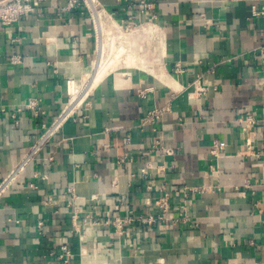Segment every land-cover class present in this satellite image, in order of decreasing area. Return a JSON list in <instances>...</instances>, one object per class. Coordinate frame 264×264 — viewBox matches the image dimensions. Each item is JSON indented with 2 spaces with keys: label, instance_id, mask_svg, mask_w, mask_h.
<instances>
[{
  "label": "crops",
  "instance_id": "1",
  "mask_svg": "<svg viewBox=\"0 0 264 264\" xmlns=\"http://www.w3.org/2000/svg\"><path fill=\"white\" fill-rule=\"evenodd\" d=\"M96 1L118 20L149 16L141 0ZM147 1L156 22L131 35L117 68L3 197L0 264H264V0ZM67 4L44 0L39 13L0 27V179L34 143L38 122L63 108L67 81L91 72L90 11ZM31 97L39 118L17 110ZM163 106L155 127L142 125ZM158 138L174 152L153 148ZM196 186L207 188L182 209L183 189ZM165 192L168 220L115 231L131 210L158 215L153 201Z\"/></svg>",
  "mask_w": 264,
  "mask_h": 264
},
{
  "label": "built area",
  "instance_id": "2",
  "mask_svg": "<svg viewBox=\"0 0 264 264\" xmlns=\"http://www.w3.org/2000/svg\"><path fill=\"white\" fill-rule=\"evenodd\" d=\"M43 2L44 0H0V27L10 28L21 22L25 17L39 13ZM82 2L90 11L89 13L93 26V36L96 42L91 72L80 79H69L67 81L68 100L64 104L63 108L55 116V118H53V120L49 122L40 120L38 122L40 132L36 140L22 155L17 164L3 178L0 179V204L5 194L17 181L24 169L42 152L51 139L62 129L63 125L74 116L79 104H81L83 98L92 87L91 80L94 73L97 71L99 62H102V60H108L109 58H115L116 60L118 58H122L131 47V35L137 32L139 28L144 26L146 23L154 24L156 22L155 20L158 18L157 13L155 12L154 3L147 0H141L139 2V13L140 16L149 15L147 16L148 19H143L144 17L136 18L134 15H130L118 20L111 13L106 12L96 0H68L66 8L71 9L78 7ZM258 13L264 14V10ZM18 59V55H14L11 58L14 63L17 62ZM76 80H81V84L77 86L74 97L70 92V82ZM196 89L200 94H204L208 90L205 87L197 85ZM39 101L40 100L38 98H28L23 105L18 106L17 110L21 111L28 108L33 112L35 118H39L45 113L44 110L40 109ZM2 110L4 111L5 109ZM167 111L168 108L166 106L150 109L143 118L142 125H153V127H155ZM11 116L15 118L16 113H11ZM161 143L162 140L158 138L155 141L153 148H160V150L162 149V151L168 154H172L174 152L172 148H164ZM221 151L222 145L214 142L211 151L212 154L216 158H219L221 156ZM143 173L146 174L147 172L144 170ZM206 188L207 187L204 186L184 188V203L182 205V209L185 210L187 201L192 193L205 192ZM153 204L160 211L158 215H137L133 210H131L124 217L115 218L113 221L115 231L118 232V234H124L128 228L137 221L142 224L153 225L157 222L168 220L169 218L167 214L171 209L169 193L165 192L163 195L155 198ZM73 217L75 219L77 217L76 214H74ZM182 220H186V214L182 217ZM61 248L62 254L60 255V258H62L65 263H68L72 259L73 253L68 245H63Z\"/></svg>",
  "mask_w": 264,
  "mask_h": 264
},
{
  "label": "bare ground",
  "instance_id": "3",
  "mask_svg": "<svg viewBox=\"0 0 264 264\" xmlns=\"http://www.w3.org/2000/svg\"><path fill=\"white\" fill-rule=\"evenodd\" d=\"M142 45V44H141ZM143 46V45H142ZM141 48V47H139ZM143 49V48H142ZM133 50V49H131ZM134 53L135 50L133 51ZM127 53V52H126ZM131 54V53H130ZM136 55V54H135ZM138 55H136L135 57L137 58ZM128 57V56H127ZM126 57V58H127ZM131 57V56H129ZM135 59V58H134ZM120 61V59H118ZM126 60V59H125ZM130 62V61H128ZM126 64V63H125ZM116 59L115 58H109L108 60H102V62H99L98 64V67H97V71L94 73L93 75V78L91 80V85H95L100 79L101 77L104 75V73H108L111 69H114L115 67L117 68L116 66ZM121 65V64H120ZM109 70V71H108ZM108 71V72H107ZM81 83H80V80H76V81H73V82H70V92L72 93V95L75 97V90L77 88V86H79ZM73 97V98H74Z\"/></svg>",
  "mask_w": 264,
  "mask_h": 264
},
{
  "label": "rangeland",
  "instance_id": "4",
  "mask_svg": "<svg viewBox=\"0 0 264 264\" xmlns=\"http://www.w3.org/2000/svg\"><path fill=\"white\" fill-rule=\"evenodd\" d=\"M80 83H81V80H80Z\"/></svg>",
  "mask_w": 264,
  "mask_h": 264
}]
</instances>
